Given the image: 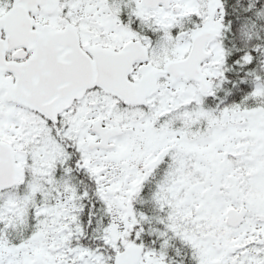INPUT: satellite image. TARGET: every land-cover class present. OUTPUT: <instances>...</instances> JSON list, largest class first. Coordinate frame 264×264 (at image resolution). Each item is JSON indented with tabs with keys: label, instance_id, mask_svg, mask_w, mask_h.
<instances>
[{
	"label": "snow or ice",
	"instance_id": "1",
	"mask_svg": "<svg viewBox=\"0 0 264 264\" xmlns=\"http://www.w3.org/2000/svg\"><path fill=\"white\" fill-rule=\"evenodd\" d=\"M0 264H264V0H0Z\"/></svg>",
	"mask_w": 264,
	"mask_h": 264
}]
</instances>
